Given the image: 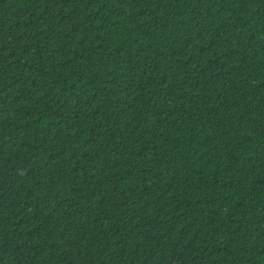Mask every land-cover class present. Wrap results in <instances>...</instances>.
<instances>
[{
	"label": "trees",
	"instance_id": "1",
	"mask_svg": "<svg viewBox=\"0 0 264 264\" xmlns=\"http://www.w3.org/2000/svg\"><path fill=\"white\" fill-rule=\"evenodd\" d=\"M0 264H264V0H0Z\"/></svg>",
	"mask_w": 264,
	"mask_h": 264
}]
</instances>
